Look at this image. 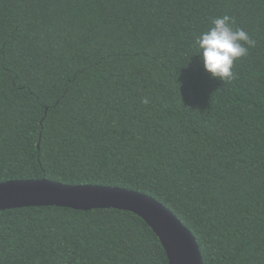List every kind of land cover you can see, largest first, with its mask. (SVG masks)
<instances>
[{"label": "trees", "instance_id": "obj_1", "mask_svg": "<svg viewBox=\"0 0 264 264\" xmlns=\"http://www.w3.org/2000/svg\"><path fill=\"white\" fill-rule=\"evenodd\" d=\"M225 14L256 42L230 81L194 47ZM40 178L140 191L203 264H264V0H0V182ZM0 264L169 262L132 211L48 205L0 210Z\"/></svg>", "mask_w": 264, "mask_h": 264}, {"label": "water", "instance_id": "obj_2", "mask_svg": "<svg viewBox=\"0 0 264 264\" xmlns=\"http://www.w3.org/2000/svg\"><path fill=\"white\" fill-rule=\"evenodd\" d=\"M48 205L132 211L158 235L169 264H203L199 244L187 226L163 203L140 191L111 185L67 184L47 178L0 182V210Z\"/></svg>", "mask_w": 264, "mask_h": 264}, {"label": "clouds", "instance_id": "obj_3", "mask_svg": "<svg viewBox=\"0 0 264 264\" xmlns=\"http://www.w3.org/2000/svg\"><path fill=\"white\" fill-rule=\"evenodd\" d=\"M233 24L234 19L229 15L218 16L206 31L196 37L194 43L204 70L222 81L235 78L232 71L234 61L246 56L248 48L256 43L244 29H234Z\"/></svg>", "mask_w": 264, "mask_h": 264}]
</instances>
